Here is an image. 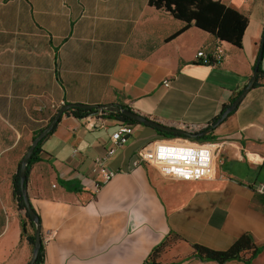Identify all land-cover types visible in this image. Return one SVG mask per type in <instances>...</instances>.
<instances>
[{"label": "crops", "instance_id": "0c3cea01", "mask_svg": "<svg viewBox=\"0 0 264 264\" xmlns=\"http://www.w3.org/2000/svg\"><path fill=\"white\" fill-rule=\"evenodd\" d=\"M222 2L249 20L242 48L195 26L181 31L185 23L149 0H0V120L22 143L31 144L62 106L83 104L118 105L195 133L212 127L218 148L212 179H170L138 164V154L156 141L183 139L132 124L128 142L104 163L115 177L95 192L101 177L93 164L123 121L64 114L27 182L44 264H151L165 242L156 264H217L192 259L193 245L225 251L245 234L264 248V194L256 190L264 183V88L213 125L253 76L264 0ZM214 47L225 54L221 63L197 57ZM260 69L264 84V57ZM28 236L20 218L9 222L0 264H27ZM252 264H264V250Z\"/></svg>", "mask_w": 264, "mask_h": 264}, {"label": "trees", "instance_id": "16d2710c", "mask_svg": "<svg viewBox=\"0 0 264 264\" xmlns=\"http://www.w3.org/2000/svg\"><path fill=\"white\" fill-rule=\"evenodd\" d=\"M149 5L158 10H163L165 12H168L175 19L185 23V27L181 31L191 26H195L211 34L213 37H215V39L221 42H225L237 48H242L243 36L247 29L249 20L245 15H243L239 11L227 7L222 2V0H149ZM260 72L261 74H263L261 69ZM260 75L258 77L257 82L255 83V86L248 93L245 99L240 103L239 107L243 105L245 102H247L251 95L255 94L260 89L264 88V84H260L259 82L261 78ZM235 98H233L227 105L223 106L221 113L214 120L213 125H215L220 120L224 112L228 109V107L235 100ZM65 114H72L75 117L84 118L92 115H97L98 110L96 108L93 109L73 108L68 112H66ZM101 116L116 117L122 120L124 123H128V124H140L119 112L102 113ZM52 118L53 116L50 118V120ZM153 129H155L157 133L165 139L183 138V139L197 141L196 143L212 142L214 140V137L211 135V133L206 134L200 138H191L185 135L167 133L165 131L156 128ZM210 129H212V127H209L202 132L209 131ZM42 130L43 128L35 132L33 139ZM44 140L40 142L39 146L36 148L28 164L27 180L25 182L26 187L32 165L40 161L39 158L40 147L44 142ZM20 168H21V162L18 165L17 173L13 176V186H14V192H15L18 208L20 210H26L22 191L20 188ZM26 218L28 219L29 226H31L32 229H35V224L27 213H26ZM23 226L26 227V223H23ZM27 240L33 246L35 241V236L30 235L27 237ZM166 244L167 243L165 242L162 243L159 247H157L151 253L149 258L147 259V262L151 264H156L155 258L164 249ZM193 249L194 252L193 255L191 256L192 259H196L203 263L215 262L217 264H227L232 261L242 262L244 264H252V261L255 260L264 250L263 247L256 246L252 236L249 234H245L240 238H238L233 243V245L228 250L225 251L214 250L199 244L193 245ZM44 258H45V251H44V247L42 246L35 264H44Z\"/></svg>", "mask_w": 264, "mask_h": 264}, {"label": "built area", "instance_id": "2783aa9c", "mask_svg": "<svg viewBox=\"0 0 264 264\" xmlns=\"http://www.w3.org/2000/svg\"><path fill=\"white\" fill-rule=\"evenodd\" d=\"M197 57L204 58V62L207 64H218L224 60L225 54L219 47H214L209 53L200 51ZM164 84L168 86L169 81ZM181 129L192 132L186 126ZM133 133V125L123 122L112 135V146L106 155L95 160L93 170L98 171L101 177V180L94 184L95 192H98L105 183L116 175L114 171L105 166V160L113 156L117 148L125 145ZM217 150L215 144L193 143L187 139L181 142L156 141L139 152L137 163L151 165L157 168L164 177L170 179L184 182L204 181L214 177V161ZM256 190L263 195L264 183L259 184Z\"/></svg>", "mask_w": 264, "mask_h": 264}, {"label": "water", "instance_id": "95a60500", "mask_svg": "<svg viewBox=\"0 0 264 264\" xmlns=\"http://www.w3.org/2000/svg\"><path fill=\"white\" fill-rule=\"evenodd\" d=\"M263 54H264V35L262 37V42L260 46L259 51V57L257 59L256 66L254 68L253 76L248 83V85L243 89V91L237 95L235 100L231 103V105L228 107V109L224 112L222 117L217 123L222 122L225 120L230 114H232L234 111H236L240 105V103L244 100V98L247 96V94L252 90V88L255 86V83L258 80L260 72V64L263 60ZM73 108H79V109H93L96 108L98 110V113H122L126 117H129L130 119L147 126H151L153 128L165 131L167 133L172 134H178V135H185L191 138H200L206 134H208L210 131L195 133L190 132L184 129L176 128V127H169L165 126L161 123H158L156 121L150 120L146 117H143L128 108H124L118 105H83V104H67L62 106L57 113L53 116V118L50 120L48 125L43 128V130L32 140L25 156L23 157L21 161V168H20V188L23 195L24 204L26 207L25 212L30 216V218L33 220L35 224V241L33 245V251L30 261L27 264H35L39 255V252L43 246L42 241V230H41V221L38 216V214L33 209V206L31 204V201L29 199L28 193H27V187L25 186V182L27 180V167L28 164L36 150V148L39 146L40 142H42L44 139H46L55 129L56 125L61 120L62 116L68 112L69 110ZM23 231L26 233L27 229L24 228Z\"/></svg>", "mask_w": 264, "mask_h": 264}, {"label": "rangeland", "instance_id": "374dc122", "mask_svg": "<svg viewBox=\"0 0 264 264\" xmlns=\"http://www.w3.org/2000/svg\"><path fill=\"white\" fill-rule=\"evenodd\" d=\"M29 146L30 144L22 143L19 140L15 130L7 127L0 120V235L4 232L9 222L12 223L14 218H20L22 227L26 228L27 231L30 230L31 236H35L36 229H32L29 226L25 210L18 208L13 186V176L17 173L18 165L25 156ZM23 223H26V227L23 226Z\"/></svg>", "mask_w": 264, "mask_h": 264}]
</instances>
